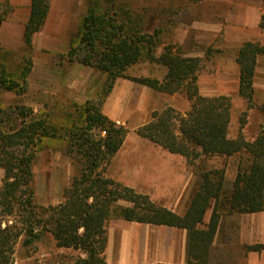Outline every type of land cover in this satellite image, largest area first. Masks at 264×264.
Segmentation results:
<instances>
[{
	"label": "trees",
	"instance_id": "1",
	"mask_svg": "<svg viewBox=\"0 0 264 264\" xmlns=\"http://www.w3.org/2000/svg\"><path fill=\"white\" fill-rule=\"evenodd\" d=\"M50 1L31 2L24 31L29 48L45 24ZM13 10L9 1H0V28ZM134 15L117 0H88L87 13L63 57L107 74L103 99L118 78L131 79L164 93L184 94L191 102L188 111L182 113L170 106L155 111L151 121L137 133L190 163L203 157L240 155L232 188L225 185V169L204 170L199 173L198 186L187 209L178 214L108 174L129 130L106 116L101 103H74L77 110L81 108L84 112L82 121L68 116L63 118L64 123L57 124L48 111L35 114L23 103L3 107L0 99V165L5 171L0 186V264H16L18 244L32 246L46 234L54 239L56 247L82 250L86 254L73 263L61 264H110L105 252L111 219L186 229V264H211L222 215L264 211V125L259 126L253 138L244 132L249 109L255 105V68L257 57L264 55V43L245 41L236 51L240 95L247 107L237 114L235 122L231 96H204L199 92L203 59L187 56L171 45L157 54L159 36L146 32L142 16ZM259 25L264 28V14ZM3 52L0 43V96L3 92L23 95L33 66L32 56H24L18 77H13ZM211 52L209 48L208 60ZM142 60L165 66L164 78L135 77L128 73L132 65ZM257 106L264 112V103ZM233 126L237 128L234 135ZM47 139L65 142V154L76 168L71 184L63 191L62 202L56 205H39L32 186L33 166ZM263 249L264 244L247 246L249 251Z\"/></svg>",
	"mask_w": 264,
	"mask_h": 264
},
{
	"label": "crops",
	"instance_id": "2",
	"mask_svg": "<svg viewBox=\"0 0 264 264\" xmlns=\"http://www.w3.org/2000/svg\"><path fill=\"white\" fill-rule=\"evenodd\" d=\"M0 1H9L14 9L0 28L2 54L7 57L14 53L31 54L33 69L28 89L40 94L61 93L76 102L92 98L95 91L88 93L89 81L84 76L87 67L78 62L64 65L59 61V54L66 52L69 46V24L82 14L86 0H51L45 24L35 34L32 48L24 38L32 0ZM263 14L264 0L195 1L196 39L223 37L224 52L217 58L216 73L200 77L203 94L234 95L239 92L240 71L235 54L245 41L264 43V28L259 25ZM62 68L65 72L61 76L49 75ZM80 72H84L83 77ZM105 78L103 74L93 89H100ZM254 88L258 97L264 98V55L257 57ZM4 96L7 100H21L15 94ZM169 102L168 97L151 88L119 78L103 111L122 124L134 125L139 120L142 125L153 110L162 109ZM237 118V114L233 115L235 122ZM135 128L137 124L132 129ZM107 172L112 178L156 199L188 197L189 181L193 177L187 172L182 157L142 138L135 141L126 138ZM108 234L105 257L110 264L187 263L186 229L116 219L110 223ZM257 244H264V211L222 215L213 242L211 264H264V249L247 250V246Z\"/></svg>",
	"mask_w": 264,
	"mask_h": 264
},
{
	"label": "rangeland",
	"instance_id": "3",
	"mask_svg": "<svg viewBox=\"0 0 264 264\" xmlns=\"http://www.w3.org/2000/svg\"><path fill=\"white\" fill-rule=\"evenodd\" d=\"M117 1L118 4L124 6L125 9L128 8L130 11H132V14H135L134 16L137 15L142 16L143 18L142 24L146 32L159 36L160 42L156 50L157 54H160L166 45H171L174 47V50L180 49V51L187 56L200 57L203 59L202 68L198 76L199 92L202 95L231 96L234 102V106L232 110L233 112L232 115L234 116L236 114L239 115L242 111L246 110L247 103L246 100L240 95V86H239V92L234 95H230V94L207 95V94H203L200 90V77L205 75H214L216 73L217 64H218L217 58L224 51H223L222 35H219L213 39L209 37L196 39L195 24L197 23H195V1L198 0H117ZM50 7H51V1H50ZM87 9H88V0L85 1V7L82 14L74 18V20L69 24V26H71L69 30L71 32L70 34L71 36H69V46L71 39L74 38L78 33L82 20L87 13ZM209 48L212 49V52H211V58L208 60L207 52ZM67 51L59 54V58H60L59 61H61V63L64 65L66 63H75L76 61L70 62L63 57L67 53ZM22 56L23 55H19L17 53L9 54L7 60L5 61V64H7L8 70L13 77H18L20 73L21 67L23 66V62H24V56L23 57ZM235 58H236V54H235ZM85 66L87 67L86 68L87 70L85 71L86 72L85 75L84 72H80L79 74H81L82 77L84 75L88 78L89 81V85L87 88L88 93L93 94V92L95 91L94 96L86 101L76 102L73 99H70L61 93H57V95H50V94H42V93L40 94L37 92L30 91L28 89V79H27V89L23 95H17L14 92H3L0 96V99L2 97L1 104L3 107H8L16 103H23L31 107L35 114L41 113L43 111H48L52 115V121L57 124L64 123L63 118L68 116H73L75 117V119H79L80 121H82V119L84 118V112L81 108L77 110L78 107H76L74 103H77L78 105H84L86 104L87 101L101 103L100 104L101 109L102 112L104 113L103 111L104 103L107 97L109 96V94L111 93L110 92L108 96L106 98L104 97L105 99H103L102 93H103L105 81L107 79V74L99 68L91 67L88 65ZM239 71H240V67H239ZM64 72L65 69L62 68L61 70L50 72L49 75L55 76L57 78L58 75L61 76ZM128 73H130L132 76L135 77L147 76L162 80L167 73V68L155 62L142 60L132 65L129 68ZM103 74L106 76V78L102 83L100 89L97 88L93 89L94 85L99 80V78L103 77ZM123 79L129 80L130 82L138 85H142L131 79H127V78H123ZM153 90L161 95H165V97H168V99H170L168 106L174 107L177 111L185 113L187 109L188 110L190 109L191 102L184 94L178 92L170 94V93L160 92L155 89ZM5 94L6 95L15 94L21 97V100L17 102L16 100L15 101L7 100L5 99L4 96ZM258 96L259 95L255 92L254 95L255 105L253 106L254 108L249 109L248 112L249 117L247 118V124L244 130L245 135L248 138H253L257 134L259 126L264 125V112L261 111L257 106V105H261V101H264V98L262 97L259 98ZM164 108L153 110L150 113L148 121L145 124L151 121L152 114L155 111H161ZM138 121L139 120H137L136 123L137 128L135 129L132 128L136 124L134 125L132 123H130L129 125H127L126 123L123 124L129 130V133L126 138H128V141H135L138 140L139 138L140 139L142 138V140L150 141L146 138L141 137L137 133V130L141 126L145 125V124L139 125ZM117 123L122 124L120 122ZM236 130L237 128L235 127L231 129L232 135L236 134ZM65 146H66L65 142L61 140L47 139L44 142L42 150H40L37 154L36 161L33 166L34 178H33L32 186L34 189L36 202L39 205H51V204L56 205L61 203L63 200L64 189L68 187L72 182V178L76 172V168L75 165L73 164L71 157L65 154ZM157 146L167 151L162 146L160 145ZM175 155H177L178 157H182L184 159L185 168L187 172L193 175V177L189 181V187L191 188L189 195L188 197L183 199H179V198L156 199L151 197L157 203L164 205L165 207L171 209L176 213L181 211L182 213H178V214H183L187 209L197 189L199 177H200L199 173L207 169H225V185L229 189L232 188L233 182L238 172L240 155H233L230 157H224V156H213L206 158L203 157L201 159L199 158L193 161L192 163H190L188 160L186 161V158L181 155L178 154ZM0 167H1L0 168V186H1L3 184L5 171L1 165ZM134 189L138 191L136 188ZM179 201L180 203H178ZM119 204L125 205L124 202H119ZM210 214L211 212L208 213L207 220L209 219ZM113 220L116 219H111L109 221L108 230H109V225ZM78 257L84 258L86 257V254L82 250H75L72 248L70 249L58 248L56 247V243L54 239L49 234H46L43 235L41 239L36 241L32 246L25 247L22 245V243H19L16 250L15 262L16 264H61L63 262L73 263L74 260H76Z\"/></svg>",
	"mask_w": 264,
	"mask_h": 264
}]
</instances>
